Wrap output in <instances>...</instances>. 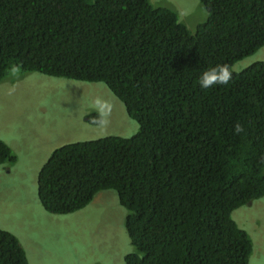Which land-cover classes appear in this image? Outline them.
<instances>
[{
    "label": "trees",
    "instance_id": "trees-1",
    "mask_svg": "<svg viewBox=\"0 0 264 264\" xmlns=\"http://www.w3.org/2000/svg\"><path fill=\"white\" fill-rule=\"evenodd\" d=\"M198 1L207 16L191 34L148 0H0V80L16 67L100 82L137 123L128 137L54 148L35 181L51 214L113 190L136 250L124 264H247L251 253L230 213L264 195V61L227 85L203 89L199 77L264 45V0ZM15 160L0 141V164ZM0 264H28L1 228Z\"/></svg>",
    "mask_w": 264,
    "mask_h": 264
},
{
    "label": "rangeland",
    "instance_id": "rangeland-1",
    "mask_svg": "<svg viewBox=\"0 0 264 264\" xmlns=\"http://www.w3.org/2000/svg\"><path fill=\"white\" fill-rule=\"evenodd\" d=\"M148 2L172 10L191 34L207 16L198 0ZM257 60L264 61V45L231 69ZM97 98L110 106L103 128L85 120ZM136 130L137 123L100 82L9 68L0 80V141L16 160L0 164V228L15 236L28 264H124V255L136 252L123 225L127 210L113 190L98 191L83 208L62 215L43 210L35 187L38 169L54 148L106 135L128 137ZM230 217L251 239L247 264H264V195L232 210Z\"/></svg>",
    "mask_w": 264,
    "mask_h": 264
},
{
    "label": "clouds",
    "instance_id": "clouds-1",
    "mask_svg": "<svg viewBox=\"0 0 264 264\" xmlns=\"http://www.w3.org/2000/svg\"><path fill=\"white\" fill-rule=\"evenodd\" d=\"M233 78V70L227 64H217L210 69L203 71L199 77V86L203 89L211 88L214 85H227ZM108 101L97 98L94 101V111L97 113L92 118V123L103 128L108 124L109 115ZM233 131L235 134L244 132L242 124H234Z\"/></svg>",
    "mask_w": 264,
    "mask_h": 264
},
{
    "label": "crops",
    "instance_id": "crops-1",
    "mask_svg": "<svg viewBox=\"0 0 264 264\" xmlns=\"http://www.w3.org/2000/svg\"><path fill=\"white\" fill-rule=\"evenodd\" d=\"M4 168H6V167H2V169H4ZM0 172L2 173L3 171L0 169ZM6 172H8V171H6Z\"/></svg>",
    "mask_w": 264,
    "mask_h": 264
}]
</instances>
